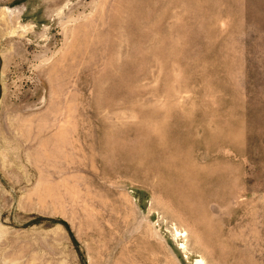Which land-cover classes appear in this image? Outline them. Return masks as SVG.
<instances>
[{"label":"rangeland","instance_id":"obj_1","mask_svg":"<svg viewBox=\"0 0 264 264\" xmlns=\"http://www.w3.org/2000/svg\"><path fill=\"white\" fill-rule=\"evenodd\" d=\"M0 264H264V0H0Z\"/></svg>","mask_w":264,"mask_h":264}]
</instances>
